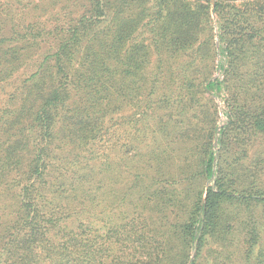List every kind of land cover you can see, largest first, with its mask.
<instances>
[{
    "label": "trees",
    "instance_id": "obj_1",
    "mask_svg": "<svg viewBox=\"0 0 264 264\" xmlns=\"http://www.w3.org/2000/svg\"><path fill=\"white\" fill-rule=\"evenodd\" d=\"M222 89L214 169L194 119ZM245 134L264 139V0H0V264H264Z\"/></svg>",
    "mask_w": 264,
    "mask_h": 264
},
{
    "label": "rangeland",
    "instance_id": "obj_2",
    "mask_svg": "<svg viewBox=\"0 0 264 264\" xmlns=\"http://www.w3.org/2000/svg\"><path fill=\"white\" fill-rule=\"evenodd\" d=\"M212 3V9H213V5H214V0H211ZM213 19H215V17L213 16ZM215 33L217 32V28L215 26ZM216 48H217V61L219 58H221V53H219V41L216 37ZM222 60H224V58H222ZM219 79L221 80L223 78V70L221 68H217L214 73L210 76V80H214V79ZM210 97L212 98V102L207 104V101L204 100L203 103H206V105H204L202 107V111L198 114V117L196 119H194V122L197 123L199 126H204V127H214V138H213V142H212V150L214 152V169L216 168V160L218 157V149H219V145H218V139L222 136V130L225 126H228V115L227 113V105H226V100H225V90H215V92L211 93L210 92ZM188 111V110H187ZM178 112H180V114L177 113V111H175V115L173 116V119L175 120V124L176 126H182L184 123H182V113L181 110L178 109ZM207 116H210V118H212V122H208L206 121L205 123H203L202 121V117L206 118ZM126 123H128L129 121H131L130 119L126 118L125 119ZM134 121V120H133ZM139 121H135V123H138ZM244 141L239 142V144L237 145L238 150L241 149V147L247 148L248 151L244 152V154H240L242 156V158L239 159L240 162H242L248 169L252 166L254 167V164L256 166V170L263 172L262 173V177H264V169H259L262 168L264 166V139L262 138H257L254 137L251 134H245L244 135ZM144 139L146 140V138L144 137ZM123 140H127V139H123ZM147 141V140H146ZM141 149H145V147L142 146ZM185 151L182 149L181 145L178 148H175L174 151L170 152V157L171 160L176 159L177 160H183V158L185 157ZM231 158V157H229ZM215 171H214V175L211 178L205 179L201 176H198L196 178V188L200 189L202 188V201H204L205 199V195H206V190L209 186H212L214 184V180H215ZM236 236H235V240L234 243H232L231 246V250H233L234 252H237V247L241 241V236L239 235L238 232H235ZM195 254V249H193L190 253V260L193 258V255ZM237 254V253H236ZM239 256L238 254L235 255Z\"/></svg>",
    "mask_w": 264,
    "mask_h": 264
}]
</instances>
